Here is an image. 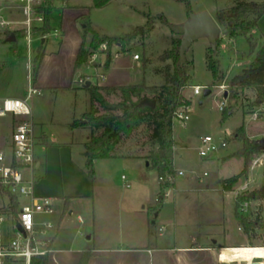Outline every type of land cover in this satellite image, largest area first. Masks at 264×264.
<instances>
[{
  "label": "crops",
  "instance_id": "0c3cea01",
  "mask_svg": "<svg viewBox=\"0 0 264 264\" xmlns=\"http://www.w3.org/2000/svg\"><path fill=\"white\" fill-rule=\"evenodd\" d=\"M66 2L65 7L59 9L61 12L60 28L63 35L60 47L58 51L52 52L39 49L37 55L41 52L44 53V57L35 81L33 74L29 73L28 86L33 84L41 92H70L75 96V99H79L81 93L86 92L87 95L84 94V97L86 96L89 104V108L85 112L87 113L91 108L90 93L87 87H81L76 82V74L81 68L75 71V61L82 43L83 33L77 29L76 23L82 15V9L70 7L69 0ZM14 17L20 16L15 15ZM21 31L0 32V44L16 43L18 38L15 41L8 39L14 32ZM47 35H42L41 48L47 43L45 38ZM230 40L235 41V39ZM32 45L29 47L27 43L29 69L30 65L32 68L34 65L38 66L37 55L35 58L33 57ZM86 45H89L88 41ZM17 51L12 53L6 49V52L0 55V100L5 98L25 99L27 96L25 89H18L17 76L13 70L12 61L17 60ZM128 53L129 51L124 52L119 57L112 59L108 67L105 64L106 58L104 61H99L97 58L86 67L93 74L97 70H105L103 72L106 75L105 82L99 86L127 85L121 82L124 79L125 71L123 73L120 71L126 66L121 58ZM136 61L138 66L142 67L139 60ZM168 63L166 62L165 65ZM160 68H155L154 73H156V69ZM86 76H91V74L80 77L85 78ZM228 79L229 74H226V80ZM90 82L93 85L92 81ZM77 106V101H75L71 112L62 119L59 126H55V132L48 130L49 125L45 120L35 117L34 109L31 106V120L35 125L37 142V164L34 169L35 195L53 198L56 206L54 214L37 216L39 223L50 220L55 224L50 254L51 264H79L84 252L91 254L88 264H221L222 260L232 259L235 255L249 258L247 256L249 253H241L238 249L248 247L240 240L231 239L227 224L220 222L215 216L220 208L218 193L220 192L224 197L232 192L225 190L222 182L233 176L219 180L220 187L215 186L213 189L206 186L205 190H211V195L204 202L206 212L204 211L203 216L198 217L197 215L196 218L193 212L187 209L188 207H186V212L180 205L177 208L176 202L174 212L171 214L170 203L167 200L169 196L165 197L164 194L170 192L171 189H177L178 183L175 179L174 187L162 192L157 172L150 168L147 155L95 160L94 173L90 174L86 166L85 149L91 135L90 129L86 126L72 127L73 121L80 119L85 114L77 113ZM255 109L260 111L259 116L264 114V104ZM19 120L21 118L11 115L0 119V147L6 151L8 157L12 150V133ZM243 126L249 139L260 142L264 140V124L255 134L250 132V126ZM257 135H261V137L259 138ZM224 142L226 146L223 149L228 144L227 140ZM241 148L242 144L231 157L240 156L245 165L244 157L237 154ZM176 149L174 140L173 164L176 178H178V172L184 173L181 161L185 156L183 154L176 155ZM121 158L138 162L139 169L136 170L135 177L130 180L135 184L134 190L120 188L119 182H116L113 177V171H104L101 168L103 163L108 164L109 162L108 166H113L112 162ZM151 173L156 174L155 177H151ZM67 175L70 177V185L65 180ZM204 177L201 179L203 180ZM248 177L253 179L251 172ZM127 181L128 178L125 177V184ZM154 182L157 183L156 186ZM1 193L3 194L2 191ZM153 201L157 204H153ZM30 202L31 200L27 198L26 204ZM9 203V197L6 203L0 201V210L7 208ZM157 206L159 208H156ZM221 206L224 208V204ZM220 225H222V231ZM239 225L241 226L240 218ZM161 228L164 230L160 231Z\"/></svg>",
  "mask_w": 264,
  "mask_h": 264
},
{
  "label": "rangeland",
  "instance_id": "374dc122",
  "mask_svg": "<svg viewBox=\"0 0 264 264\" xmlns=\"http://www.w3.org/2000/svg\"><path fill=\"white\" fill-rule=\"evenodd\" d=\"M40 9H44L46 6L45 0H35ZM264 0H112L104 8H95L93 6V0H69L70 7L81 8L82 15H86L90 11V19L92 26L101 35L106 36H123L130 32L134 27L143 26L146 23V14L158 17L163 15L164 19L168 20V24L163 19H158L156 28L145 38H138L129 45V53L121 58V61L126 64L121 69L120 73H123L121 82L123 84H138L146 81L149 86H158L164 84V77L154 73V69L157 67H164L166 62H161L159 57L163 52L171 47V39L173 37L183 39V36L176 34V29L187 23L191 13L199 14L201 12H208L214 17L220 10L231 8L239 2H263ZM67 4L66 0H54L53 12H52V27L53 31L45 37L47 43L42 47V33L36 32L33 34V57L39 52V49H45L47 52L58 51L60 47L63 35L61 34L60 22L61 12L60 8H64ZM38 6V7H39ZM14 15H19L17 9H13ZM20 16V15H19ZM20 19V17H18ZM77 29L84 33V21L82 18H78L76 23ZM56 30V31H55ZM82 33V34H83ZM252 35L260 43L264 42V16L259 22V26L253 30ZM92 36L89 35L87 41L90 44ZM219 38L221 44L219 46V58L221 61V70L225 73V80L222 83L225 84V89L220 85H214L213 77L206 63V52L211 47L210 40L207 37H202L195 41L191 48L188 50L187 60L194 63V70L192 71L191 86L185 89L184 95L191 101L190 108V120L186 125L179 121L174 122V134L177 149L175 154H183L184 160L181 161V165L184 167V174L176 178L178 183L177 189H171L169 197V209L171 214L174 212L175 202L177 208L180 207L186 212L187 209L192 211L195 217L203 216L205 210V201L211 195V190H205L206 186L215 188L220 187L221 179H226L231 176L240 173L244 162L240 156L231 157L232 154L241 147V142L235 139L236 131L246 125L250 126V132L255 134L259 127L264 124V114L260 115L257 120H253V112L257 109H252L250 103L254 101L256 94L253 91H245L238 97V101L234 102V114L223 120V111L220 109V104L223 100V96L229 93L228 87L229 80L235 75L239 74L243 69L248 67L254 60L255 55L249 52V43L246 37L240 36L231 41L226 29L222 28ZM27 37L18 38L16 43L0 44V55H3L7 51L12 53L17 51V60H13V70L17 76L18 89H25L28 93V80L29 73L33 74L35 65L28 64V48ZM5 45V46H4ZM89 46V45H88ZM116 48L112 46L113 57ZM99 61H104L106 56L103 53H99ZM133 55H139V62L142 64L148 61L146 70L144 72L143 67L138 66V62L133 59ZM254 55V56H253ZM13 57V55H12ZM31 62V60H30ZM89 62L86 64L88 65ZM86 65L82 66L76 74V80L80 76L90 75L93 85L104 84L100 78V74L105 72L104 69L97 70L95 74L90 71ZM118 73V72H117ZM226 74H229V79L226 80ZM194 86H200L202 92L200 95H195L193 92ZM82 87V86H81ZM210 89L211 93L205 95V90ZM86 92H82L79 99H75V96L66 91L59 92H45L40 94H34L29 100V104L34 109L35 117H41L48 123V130L55 132V126L61 124L64 119L72 110L75 101H77V113H85L89 104L87 103ZM108 100L112 103L120 101L119 97L112 95H106ZM78 121H84V114L78 119ZM81 126V125H79ZM57 128V127H56ZM60 129H64L60 127ZM150 132L147 130L146 125H142L137 128L129 136H124L121 143L116 147V153L123 158H131L135 155H148L153 148L149 143ZM211 136L217 145L227 140V147L225 149H219L214 153L212 157H201L199 154L201 139L205 136ZM259 138L261 135H257ZM264 141V140H263ZM174 151V147H173ZM106 165V166H105ZM104 164L101 167L104 171L112 170L113 177L120 188L125 190L135 189V184L131 183V179L135 177L136 170L138 168V162L126 159H120L112 162L113 166ZM100 169V168H99ZM98 169V170H99ZM101 170V169H100ZM207 176L204 177V174ZM156 174L151 173V177H155ZM122 176L128 178L131 184L130 188H127L124 184ZM253 181L250 184V191L261 188L264 184V166H259L251 173ZM175 177V175H174ZM204 177L202 180L201 178ZM66 183L70 185L69 175L65 178ZM121 181V183H120ZM246 177H242L235 185L231 193L226 194L224 197L218 193V203L220 208L215 214L216 218L220 222H225L229 229V237L233 240H240L248 248L240 249V252L249 253L247 256L251 258L253 255L258 254L257 250H253L249 247H258L263 245V231L259 229L252 230V238L245 231L242 225H239V215L236 214L237 204L239 199H236L233 191L237 190L240 185L245 183ZM157 183L154 182L156 186ZM215 195V194H212ZM214 197V196H213ZM0 201L6 203L8 197L4 196L0 190ZM27 203V197L19 198V207L24 206ZM2 204V203H1ZM153 204H157L153 201ZM224 204L223 206H221ZM186 207H188L186 209ZM158 208V206L156 207ZM154 210V209H153ZM239 211V207H238ZM264 216V201H252L250 208L243 216L249 219H254L257 215ZM13 225L12 220H7L3 226V231L8 232L9 228ZM240 228V230H239ZM221 231L223 230L220 225ZM239 251V250H238ZM6 264H24L22 260L8 261Z\"/></svg>",
  "mask_w": 264,
  "mask_h": 264
},
{
  "label": "trees",
  "instance_id": "16d2710c",
  "mask_svg": "<svg viewBox=\"0 0 264 264\" xmlns=\"http://www.w3.org/2000/svg\"><path fill=\"white\" fill-rule=\"evenodd\" d=\"M53 1L45 0L46 6L39 11L44 15L42 27L37 29L44 36L53 31L52 12ZM112 0H93L95 8H104ZM147 20L143 26L134 27L130 32L123 36L101 35L92 26L90 11L80 16L84 21V33L82 34V43L75 61V71L86 65L91 58L92 53L97 52L103 42H108L110 47L117 44L120 52L129 51V45L138 38L147 37L154 29L158 19H163L166 24L168 20L163 15L158 17L151 14L145 15ZM264 16L263 2H239L235 6L220 10L216 13L214 19L221 28L226 29L230 39H236L240 36L246 37L249 43V52L255 55L251 64L243 69L239 74L232 77L228 82L230 89L228 93V105L223 110V120L233 115L234 102L238 101L239 95L247 90L255 92L254 101L250 103L252 109L264 104V42L260 43L253 37L252 32L259 26V22ZM16 38L25 35L24 31L14 32ZM91 35L89 46L86 45L88 36ZM182 39L173 37L171 47L163 52L159 57L161 62H169L160 69H156L157 74L164 77V84L158 86H149L144 80L138 84L123 85L117 87H103L99 85H90L87 90L90 93L91 108L84 114V121L75 120L72 127L79 125L90 129V138L85 145L86 166L91 175L94 173V161L98 159H111L119 157L116 147L121 143L124 136H129L137 128L146 125L150 132L149 143L152 149L147 155L150 162V168L157 172L161 190L171 189L174 183L168 182L169 176L176 175L174 169V114L185 106H190L191 101L186 98L184 91L191 86L192 71L194 63L187 60L186 64L179 65V50ZM221 39L217 41L216 49L208 48L206 52V63L210 70L214 85H222L225 80V74L221 70V61L219 58V46ZM44 53L37 55V67H35L33 76L36 79L39 66L43 60ZM112 62L111 54L107 56L106 66ZM148 61L142 63L144 72ZM119 97L120 101L112 103L106 95ZM145 99L154 100L155 107L143 103ZM236 139L242 142V148L237 154L244 157L245 165L242 172L236 176L226 179L222 182L225 190L232 191L233 186L242 177H248L253 159L264 154L262 142L251 140L247 137L244 126L236 132ZM3 192V191H2ZM3 194H5L3 192ZM9 208L14 215H17L19 209V199L10 194ZM241 201H264V185L253 191L241 195ZM239 203L237 204L236 213ZM159 208V207H158ZM241 225L252 238V230L259 229L263 231L264 246V216L257 215L254 219H249L240 214ZM91 258L90 252H84L79 264H88ZM31 264H51L50 255L35 256Z\"/></svg>",
  "mask_w": 264,
  "mask_h": 264
},
{
  "label": "built area",
  "instance_id": "2783aa9c",
  "mask_svg": "<svg viewBox=\"0 0 264 264\" xmlns=\"http://www.w3.org/2000/svg\"><path fill=\"white\" fill-rule=\"evenodd\" d=\"M35 0H0V32L22 30L27 37L28 46L33 42V34L38 32L37 29L44 23V15L39 11L40 6ZM13 9H17L20 19L14 17ZM116 49L113 57L117 58L122 53L117 44H113ZM112 46L108 42H103L98 51L106 56L112 54ZM98 51L92 53L89 64L98 58ZM135 60H139V55H134ZM105 62V64H106ZM92 76L85 78L79 77L76 81L78 85L84 87L88 81H92ZM104 81L105 74H100ZM225 89V84L221 86ZM195 95H200L202 88L194 86ZM41 91L33 84L29 85L28 93L25 99L5 98L0 100V119L9 115L21 118L12 133V150L8 157L6 151L0 147V189L5 194H10L16 198L27 197L30 203L19 207L17 215L11 212L9 206L0 210V264H6L8 261L22 260L24 264H31L35 256L50 255L52 252V240L55 230V224L50 220L39 223L37 216L52 215L55 212V200L51 197H38L35 195L36 180L34 169L37 164L36 159V137L35 125L31 120L32 109L29 100L34 94H40ZM228 105V93L225 92L220 109L223 111ZM253 112V120L259 118L258 110ZM190 120L189 106L178 109L174 114V122L179 121L182 124ZM224 147L226 143L223 142ZM221 145V144H220ZM220 145L214 142L211 136H205L201 139L199 154L201 157H212L220 149ZM264 165V154L253 159L250 172L253 173L257 167ZM183 172H178L182 176ZM207 173L204 174L206 176ZM125 180V176H123ZM176 175L169 176L168 182L174 183ZM253 179L248 177L245 183L233 193L236 199H239V212L242 215L249 210L252 201H241L242 194L250 191V184ZM125 186L130 188L126 182ZM169 196V192L164 194ZM7 220H12L13 225L8 232L3 231V226ZM20 225L21 230L18 228ZM161 228L160 231H163ZM257 250L258 254L251 258H244L241 255H235L232 259H225L221 264H264V246L251 247ZM241 249V248H238Z\"/></svg>",
  "mask_w": 264,
  "mask_h": 264
},
{
  "label": "water",
  "instance_id": "95a60500",
  "mask_svg": "<svg viewBox=\"0 0 264 264\" xmlns=\"http://www.w3.org/2000/svg\"><path fill=\"white\" fill-rule=\"evenodd\" d=\"M221 32V27L216 22L214 17L208 12H201L199 14L191 13L187 23L179 26L176 29V34L183 36L182 43L179 50V65H184L187 62V51L191 48L193 43L202 37H207L210 40L211 48L216 49L217 41ZM9 41H15L16 37L14 34L8 39ZM91 82L88 81L85 87H89ZM205 95L211 93L210 89L205 90ZM143 103L155 107L156 102L154 100L145 99ZM264 146V141H262ZM224 148V144L221 143L220 149ZM18 228L21 230L20 225Z\"/></svg>",
  "mask_w": 264,
  "mask_h": 264
}]
</instances>
